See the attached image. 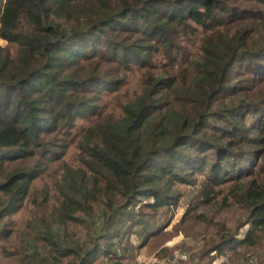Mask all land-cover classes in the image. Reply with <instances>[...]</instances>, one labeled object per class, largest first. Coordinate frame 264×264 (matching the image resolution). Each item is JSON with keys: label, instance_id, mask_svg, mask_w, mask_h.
<instances>
[{"label": "trees", "instance_id": "obj_1", "mask_svg": "<svg viewBox=\"0 0 264 264\" xmlns=\"http://www.w3.org/2000/svg\"><path fill=\"white\" fill-rule=\"evenodd\" d=\"M196 27L188 50L181 40ZM0 38L6 256L133 264L136 247L149 245L166 257L168 237L156 241L173 210L156 214L185 183L197 188L196 206L221 191L217 209L245 211L191 264H243L248 250L264 260V0H0ZM70 145L74 164L63 159ZM53 161L50 182L32 188ZM193 209L180 220L218 232L222 220ZM181 254L175 264H187Z\"/></svg>", "mask_w": 264, "mask_h": 264}, {"label": "rangeland", "instance_id": "obj_2", "mask_svg": "<svg viewBox=\"0 0 264 264\" xmlns=\"http://www.w3.org/2000/svg\"><path fill=\"white\" fill-rule=\"evenodd\" d=\"M193 26H196V25L193 24ZM199 32H200L199 27H196V30L188 29V31H186L185 34L183 35V39L181 40V46L185 47L188 50H193L195 48V45L197 44V38H199L202 34ZM5 44H6L5 40L0 38V45L3 46ZM236 66L237 68L239 67L238 65ZM247 75L248 73H246L243 76V78ZM130 80L134 81V78L130 77ZM246 83L247 81L245 82V84ZM133 85L134 83H131V86ZM86 123H87L86 119H83V118L77 119L78 127H81L82 125L84 126L86 125ZM73 152H74L73 145L68 146L63 155V159H66V161H68L69 163L74 164L75 161L73 157L74 156ZM58 163L59 162L57 161L50 162L49 167L46 170V172L41 177L39 176L33 181L32 188H40L44 184L49 183L50 178L48 175H51L54 173L53 170L55 169ZM202 176H203V173L200 174L201 179H202ZM226 185L227 184L221 185L220 188L225 190ZM194 188L196 187L192 184L190 185H187L185 183L179 184L176 187V191L179 192L180 194V195H177L178 196L177 201L172 205V207L169 210L165 212V214L163 213L164 209H160L158 214H156V216L159 215L161 217L166 218L167 213L170 210H173L170 215L171 222L168 223L167 225L168 227H166L168 232L165 233L163 236H161L156 242L159 243V241H163L166 237H168L167 238L168 242L166 243V245L171 249V253L167 255V257L174 256L176 253L186 252L188 256L187 261H186L187 264H191L190 257L192 256L193 253L197 254L199 249L203 247L204 242L206 240L216 238L220 234V231H223L222 229H224L225 221L227 222L226 226H229L230 228H234L235 226L234 222L238 219H243L245 215V211L239 205H236V204L229 206V208L227 207L225 209H217L219 207L220 200L224 194L221 191L218 192V194L215 196L214 198L215 203L200 204L196 206V203H194V200H193V196H196V197H200V196L197 190H195ZM190 194H193V195L190 196ZM226 202L232 203L230 199L226 200ZM25 204H28L29 206L26 205L25 207L23 205L20 208V210H17L12 215L14 218L13 228L15 230L16 229L19 230V228L23 226L24 221L26 217L28 216V212H29V208L31 207V204L27 202H25ZM194 206L196 207L194 208ZM189 208L191 209L194 208L192 211H190L191 215L202 212L207 216L208 219H213V221L215 222L218 220H222V224H220L218 232L215 233L216 231L215 225H211L208 222H205L199 219H194L192 216L190 218L186 217L185 220L181 221L180 218L183 212L187 211V209ZM248 225L249 224H246L242 226V228L244 227L248 228ZM13 243L14 241L10 239L6 242L0 241V264H17V260L14 257H8L4 254L6 250H10L12 248L11 245H13ZM149 250H153L149 247V245H147V248L144 247V250L142 251L143 255L150 254L151 252ZM257 251L260 252L259 250ZM251 254L255 255V252L251 250L246 251L245 256L247 255L249 256H247V258H245L242 261L243 264H245L249 259L257 260V258L252 256ZM156 258L158 259L159 257H156ZM188 260H189V263H188ZM139 264H145V260H143L142 257L140 256H139ZM149 264H151L150 261H149ZM214 264H218V263L214 262ZM231 264H234V263H231Z\"/></svg>", "mask_w": 264, "mask_h": 264}, {"label": "crops", "instance_id": "obj_3", "mask_svg": "<svg viewBox=\"0 0 264 264\" xmlns=\"http://www.w3.org/2000/svg\"><path fill=\"white\" fill-rule=\"evenodd\" d=\"M168 227V226H167ZM172 240V239H171ZM170 241V240H169ZM168 241L165 242V244L167 243ZM144 247L147 248V245H143V246H137L136 249H135V252H134V257H133V264H139V256L142 257L143 260H145V264H149V261L151 262V264H169L167 263V259L169 257H162V258H156L158 257L156 255V249L154 250H149L151 253L150 254H147V255H143L142 251L144 250ZM144 257V258H143ZM217 262V261H215ZM218 263V262H217Z\"/></svg>", "mask_w": 264, "mask_h": 264}, {"label": "built area", "instance_id": "obj_4", "mask_svg": "<svg viewBox=\"0 0 264 264\" xmlns=\"http://www.w3.org/2000/svg\"><path fill=\"white\" fill-rule=\"evenodd\" d=\"M185 254L176 253L173 257L167 259V263L175 264L177 261H181V257H185ZM245 264H264V260L259 263L257 260L249 259Z\"/></svg>", "mask_w": 264, "mask_h": 264}]
</instances>
